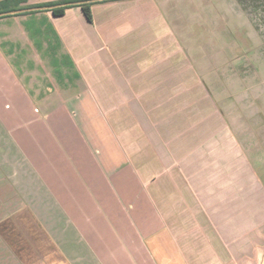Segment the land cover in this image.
<instances>
[{"label": "crops", "instance_id": "obj_1", "mask_svg": "<svg viewBox=\"0 0 264 264\" xmlns=\"http://www.w3.org/2000/svg\"><path fill=\"white\" fill-rule=\"evenodd\" d=\"M71 1L0 17V123L46 164L23 170L42 184L12 222L34 251L4 243L7 263L263 264L264 188L220 79L261 75L194 54L175 0Z\"/></svg>", "mask_w": 264, "mask_h": 264}, {"label": "rangeland", "instance_id": "obj_2", "mask_svg": "<svg viewBox=\"0 0 264 264\" xmlns=\"http://www.w3.org/2000/svg\"><path fill=\"white\" fill-rule=\"evenodd\" d=\"M174 3L179 5L180 11L182 10L180 23H178L180 31L182 29L181 36L192 42L189 43L191 45L200 44L199 47H191L194 54L209 55L213 59L210 66L214 69L255 71L261 75L256 77L227 74L220 79L227 91V111L242 119L246 128L244 138H246L248 149H250V144L253 145L248 158L264 188V143L258 142L259 135L253 137L248 134L251 129L257 130L264 126V95L259 100L261 103L257 104L258 112H256L254 108H250L251 102L256 100V94L250 92L245 94L256 84L262 85L264 89V0H175ZM3 109L5 115L6 108L3 106ZM24 110L23 108L22 111ZM2 113L1 111L0 116ZM14 127L15 124L11 122L0 123V238L4 241L0 240V264H10L7 261L9 256L11 257L4 247V243L7 244V242L1 235L4 232L2 225L7 228H11L12 225L14 232L16 231L18 220L15 223L12 222L21 212V208L25 209L27 205H33L31 203L33 189L38 184H42L23 183V170L30 171L32 168L37 174V172L42 173L40 169L46 167V164L45 167L38 164V156H34L35 152H32L33 154L29 152L30 148H35L32 146L33 141L21 140L20 133L16 135L17 130L15 131ZM6 130L9 136L5 135ZM255 148L259 149L255 150ZM22 152L26 155L24 159L20 155ZM17 180L21 182L17 183ZM34 185L35 188H33ZM44 185L48 188L49 183H44ZM36 191L38 192L37 189ZM60 208L63 211V207ZM13 234L9 232L10 236L6 239L14 241L12 247L15 250L20 251L24 248L34 251L27 244L30 242L27 235H23L22 232L14 236ZM68 241L70 237L67 238ZM49 249L44 248L45 255L50 256Z\"/></svg>", "mask_w": 264, "mask_h": 264}, {"label": "trees", "instance_id": "obj_3", "mask_svg": "<svg viewBox=\"0 0 264 264\" xmlns=\"http://www.w3.org/2000/svg\"><path fill=\"white\" fill-rule=\"evenodd\" d=\"M28 0H2L0 1V13H4L7 11H14L17 9H22L19 7L20 4L26 3ZM73 1L71 0H63L59 1L57 3H46V4H39L33 6L34 8H40V7H47V6H54V5H59V4H65L66 6L61 7V8H54L50 10L52 16H60L64 10L71 8L73 6L67 5L69 3H72ZM76 7H79L82 10L83 15L85 16L86 20L90 21V10H89V4H79ZM33 13V12H31ZM24 14H30V13H24Z\"/></svg>", "mask_w": 264, "mask_h": 264}, {"label": "flooded vegetation", "instance_id": "obj_4", "mask_svg": "<svg viewBox=\"0 0 264 264\" xmlns=\"http://www.w3.org/2000/svg\"><path fill=\"white\" fill-rule=\"evenodd\" d=\"M86 1V0H85ZM70 4V3H69ZM59 5H61V4H59ZM63 5H65V4H63ZM58 5H54V6H47V7H57ZM53 8V9H54ZM59 8H61V7H59ZM16 222V221H15ZM18 222V226H17V228H16V231L14 232V227L11 225V228H5L6 230H4V232L3 233H1V235H2V237L4 238V240L7 242V243H9V244H13V242L14 241H11V240H9V239H6L7 237H9L10 235H9V232H11L12 234H13V236L15 235V234H18L19 232H24V230L25 231H27V228H28V223L27 222H25V221H23V220H18L17 221ZM28 232H25V233H22L23 235H29V234H27ZM28 238V237H27ZM29 239V241H31V239L30 238H28ZM35 242H37V239H34L33 240V242H28L27 244L29 245V246H31V244L32 243H35ZM22 248H23V246H22ZM24 249V248H23ZM20 250H22V249H20ZM22 251H25V250H22Z\"/></svg>", "mask_w": 264, "mask_h": 264}, {"label": "water", "instance_id": "obj_5", "mask_svg": "<svg viewBox=\"0 0 264 264\" xmlns=\"http://www.w3.org/2000/svg\"><path fill=\"white\" fill-rule=\"evenodd\" d=\"M70 4H77V3H70ZM53 8L54 7L26 8V9H21V10L12 11V12L0 13V17L10 16V15H15V14H22V13H25V12H30V11H35V10H42V9L52 10Z\"/></svg>", "mask_w": 264, "mask_h": 264}]
</instances>
